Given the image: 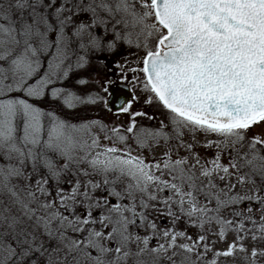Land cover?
Returning <instances> with one entry per match:
<instances>
[{
  "label": "snow or ice",
  "instance_id": "snow-or-ice-1",
  "mask_svg": "<svg viewBox=\"0 0 264 264\" xmlns=\"http://www.w3.org/2000/svg\"><path fill=\"white\" fill-rule=\"evenodd\" d=\"M0 264H264V0H0Z\"/></svg>",
  "mask_w": 264,
  "mask_h": 264
}]
</instances>
